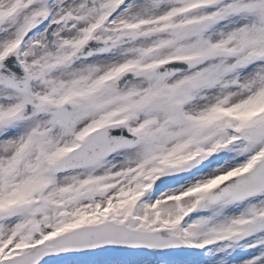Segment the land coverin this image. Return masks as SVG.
<instances>
[{
  "label": "snow or ice",
  "instance_id": "obj_1",
  "mask_svg": "<svg viewBox=\"0 0 264 264\" xmlns=\"http://www.w3.org/2000/svg\"><path fill=\"white\" fill-rule=\"evenodd\" d=\"M0 264H264V0H0Z\"/></svg>",
  "mask_w": 264,
  "mask_h": 264
}]
</instances>
